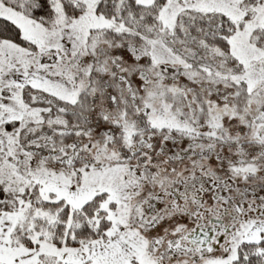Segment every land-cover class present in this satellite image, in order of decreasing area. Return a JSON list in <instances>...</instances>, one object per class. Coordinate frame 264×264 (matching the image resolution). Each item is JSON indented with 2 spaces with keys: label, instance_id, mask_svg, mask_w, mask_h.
Masks as SVG:
<instances>
[{
  "label": "snow or ice",
  "instance_id": "snow-or-ice-1",
  "mask_svg": "<svg viewBox=\"0 0 264 264\" xmlns=\"http://www.w3.org/2000/svg\"><path fill=\"white\" fill-rule=\"evenodd\" d=\"M0 264H264V0H0Z\"/></svg>",
  "mask_w": 264,
  "mask_h": 264
}]
</instances>
